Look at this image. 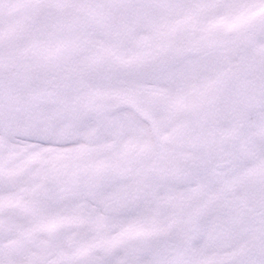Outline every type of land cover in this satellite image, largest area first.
Returning a JSON list of instances; mask_svg holds the SVG:
<instances>
[{"label": "snow or ice", "instance_id": "snow-or-ice-1", "mask_svg": "<svg viewBox=\"0 0 264 264\" xmlns=\"http://www.w3.org/2000/svg\"><path fill=\"white\" fill-rule=\"evenodd\" d=\"M0 264H264V0H0Z\"/></svg>", "mask_w": 264, "mask_h": 264}]
</instances>
